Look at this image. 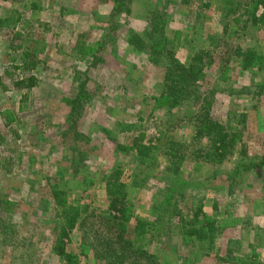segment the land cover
Masks as SVG:
<instances>
[{"label": "rangeland", "instance_id": "rangeland-1", "mask_svg": "<svg viewBox=\"0 0 264 264\" xmlns=\"http://www.w3.org/2000/svg\"><path fill=\"white\" fill-rule=\"evenodd\" d=\"M212 1L196 9L183 0H0V264H63L51 250L59 223L57 189L66 191V204L89 205L70 233L68 247L78 252L84 231L92 232L107 214L104 179L114 168L129 183L130 213L148 218V227L154 225L151 194L168 184L184 191L190 205L202 201L203 211L218 222L216 247L207 256L182 245L178 225L166 230L170 264H250L245 255L253 253L264 264V175L258 170L264 164H257L264 159V93L223 91L229 84H264V71L251 79L233 60L230 77H219L215 64L207 70L202 89H217L213 117L222 120L228 110H238L245 128L236 127L233 155L206 163L191 152L186 120L172 124L165 107L155 105L162 70L127 43L150 30L153 11L172 15V27L182 32L187 21H196V37L202 38L187 48L168 35L178 61L185 62L189 46L194 52L207 35L221 31L220 3ZM255 16L234 23L239 30L230 46L264 53V8ZM77 40L95 57L81 54ZM158 129L169 135L161 147L174 154L163 156L160 149L156 167L145 168L127 146L134 135L140 141L157 138ZM238 162L243 166L234 167ZM133 171L143 183H131ZM81 264L99 263L89 254Z\"/></svg>", "mask_w": 264, "mask_h": 264}, {"label": "trees", "instance_id": "trees-1", "mask_svg": "<svg viewBox=\"0 0 264 264\" xmlns=\"http://www.w3.org/2000/svg\"><path fill=\"white\" fill-rule=\"evenodd\" d=\"M183 1L185 5L191 4L196 9L210 7L213 2L212 0ZM218 1L220 4L216 8L220 14L221 31L207 35L202 46L194 52L189 46L185 62L178 61L174 41L177 39L181 48H187L193 39L200 41L201 35L196 37L198 30L196 21H187L189 24L185 26L188 29L182 32L172 27V15L153 11L147 16L151 15L150 20L147 19L150 30L142 32L140 37L136 34L127 39V43L131 44L135 51H145L148 62L162 70L161 80L158 83L159 92L157 97L154 96L156 107H165L166 120L171 121L172 124L175 122L180 124L182 119L186 120L190 128L189 144L192 147V154L206 163L216 164L224 162L237 151L235 136L240 132L238 130L245 128V119L243 113H238L239 111L234 109L228 110L222 120L213 117L211 100L217 89H202V81L207 70L215 64L218 76L227 77L230 62L233 60L241 73L244 71L250 73L251 79L264 71V53L256 51V48L251 46L244 48L235 44L230 46L229 42L239 30L234 23L245 17L244 20L248 21L250 14L252 20H256V9L259 6L264 8V0ZM143 37L145 38L141 39ZM146 42L148 47H145ZM76 43L81 54L92 52L84 40H77ZM89 54L95 57L93 53ZM223 91L228 94H250L255 97L264 93V84L252 82L250 85L240 87L229 84V87ZM153 109L159 110L154 107ZM165 137H169L165 129H158L157 138L147 141H140L139 136L134 135L127 149L135 151V158L143 163L145 168L153 169L160 158V149L163 156L174 154L172 150L161 147L160 142ZM162 142L165 145V141ZM242 163L238 162L234 167ZM257 164H264V159H259ZM243 168L245 171L249 169L248 166ZM260 169H262L261 174L264 175V168L258 167V170ZM236 172V169H233L231 174ZM121 174L120 168H114L105 176L107 214H103L102 221L92 232L84 231L79 241L78 252L68 247L71 243L70 233L79 224L80 216L87 213L89 205L66 204V191L58 189L53 191V208L58 207L56 218L59 223L56 229L57 235L51 243V250L59 261L63 264H81V256L91 254L99 264H170L171 258L168 256L170 253L166 252V249H170L172 243L164 236H168L166 230L170 232L172 229L176 230L177 225L176 234L179 235L182 245L194 248L198 256L211 254L216 247L220 227L214 218L203 211L202 201L190 205L184 191H178L171 184L164 185L151 194L148 208L154 217L152 220L154 225L148 227L151 223L148 218L130 213V204L127 200L129 183ZM138 175L133 171L132 184L137 180L143 183L144 179H139ZM89 182L83 181L86 184ZM151 244L155 245L156 252L149 249ZM161 248L164 249L163 256ZM252 256L246 254V261L249 260L250 264H260L255 261L257 256L254 253Z\"/></svg>", "mask_w": 264, "mask_h": 264}]
</instances>
